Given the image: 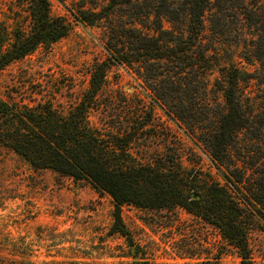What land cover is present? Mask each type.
Instances as JSON below:
<instances>
[{
	"label": "trees",
	"instance_id": "trees-1",
	"mask_svg": "<svg viewBox=\"0 0 264 264\" xmlns=\"http://www.w3.org/2000/svg\"><path fill=\"white\" fill-rule=\"evenodd\" d=\"M83 3L75 17L105 29L109 57L93 65L89 85L69 108L52 101L29 106L0 100V148L14 152L35 171L87 180L109 194L115 202L113 234L129 236L122 217L124 205L151 210L181 208L217 228L228 245L239 252L241 264H253L247 218L253 210L264 220V174L250 175L248 187L243 182L247 173L234 184L227 180L221 185L186 172L177 146L153 154L149 145L135 150L141 142L147 143L144 135L151 129L153 110L119 114L116 126L114 120L98 125L92 118L95 112L109 109L107 105L103 110L100 98L111 68L128 66L143 79L156 101L198 133L218 163L227 165L240 134L261 137L264 120L258 122L260 114L242 88L243 72L231 63L221 68L223 80H216L223 93L224 110L215 117L209 112L210 104L205 102L207 77L213 68L211 51L215 50L207 45L211 28L205 18L213 11L224 32L230 21L239 30L249 29L251 38L242 34L239 40L245 49L241 58L248 63L256 60L264 68V0ZM14 5L17 8L10 10L13 23L0 29V73L39 48L58 43L71 30L66 18L53 14L50 0H15ZM165 21L170 28H165ZM172 150L173 157L169 158ZM227 169L233 177L236 170ZM235 191L242 193L244 202L236 198ZM198 264L214 262L206 259Z\"/></svg>",
	"mask_w": 264,
	"mask_h": 264
},
{
	"label": "rangeland",
	"instance_id": "rangeland-1",
	"mask_svg": "<svg viewBox=\"0 0 264 264\" xmlns=\"http://www.w3.org/2000/svg\"><path fill=\"white\" fill-rule=\"evenodd\" d=\"M50 2L53 14L71 24L70 33L5 68L0 73L1 101L29 106L52 101L69 108L89 85L93 65L109 57L105 29L75 17L83 0ZM14 4L15 0H0V29L13 23L10 10L17 8ZM213 15L211 11L205 18L211 28L207 45L215 50L211 51L213 68L207 77L205 102L210 104L209 112L215 117L224 110L223 93L216 80H223L221 68L231 63L243 72L242 88L260 114V122L264 120V68L256 60L248 63L241 58L245 49L239 45L242 34L251 38V31L239 30L230 21L224 32ZM164 26L171 27L166 21ZM100 101L103 110L107 105L109 109L95 112L92 120L98 125L115 121L112 124L116 126L119 114L153 110L151 129L144 135L147 143L141 142L135 150L142 151L149 145L153 154L177 146L184 170L201 174L202 180H215L221 185L229 180L234 184L247 173L243 182L248 187L250 175L264 174V132L261 137L241 133L231 147V161L222 165L198 133L170 115L128 66L111 68ZM172 154L173 150L169 158ZM227 168L236 170L233 177ZM235 195L244 202L240 191ZM114 212L112 197L89 181L35 171L14 152L0 148V264H198L206 259L214 264H241L239 252L228 245L217 228L184 209L124 205L122 217L128 238L111 232ZM247 222L252 263L264 264V220L252 210Z\"/></svg>",
	"mask_w": 264,
	"mask_h": 264
},
{
	"label": "water",
	"instance_id": "water-1",
	"mask_svg": "<svg viewBox=\"0 0 264 264\" xmlns=\"http://www.w3.org/2000/svg\"><path fill=\"white\" fill-rule=\"evenodd\" d=\"M194 198L196 199V198H197V196L195 195V196H194Z\"/></svg>",
	"mask_w": 264,
	"mask_h": 264
}]
</instances>
